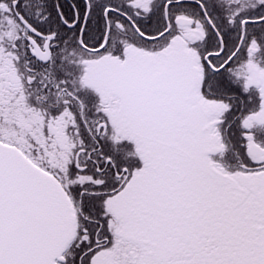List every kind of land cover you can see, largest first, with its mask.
Wrapping results in <instances>:
<instances>
[{
	"label": "snow or ice",
	"instance_id": "obj_1",
	"mask_svg": "<svg viewBox=\"0 0 264 264\" xmlns=\"http://www.w3.org/2000/svg\"><path fill=\"white\" fill-rule=\"evenodd\" d=\"M0 264H264V0H0Z\"/></svg>",
	"mask_w": 264,
	"mask_h": 264
}]
</instances>
